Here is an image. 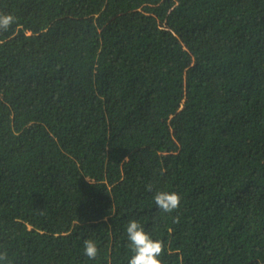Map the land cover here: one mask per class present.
<instances>
[{
    "label": "trees",
    "instance_id": "16d2710c",
    "mask_svg": "<svg viewBox=\"0 0 264 264\" xmlns=\"http://www.w3.org/2000/svg\"><path fill=\"white\" fill-rule=\"evenodd\" d=\"M0 13L16 18L0 31L8 264H128L131 220L163 242L162 264H264V0H0Z\"/></svg>",
    "mask_w": 264,
    "mask_h": 264
},
{
    "label": "clouds",
    "instance_id": "9594fccd",
    "mask_svg": "<svg viewBox=\"0 0 264 264\" xmlns=\"http://www.w3.org/2000/svg\"><path fill=\"white\" fill-rule=\"evenodd\" d=\"M15 22L16 18L13 15L0 13V31H8ZM147 190L152 191V186L148 185ZM153 199L157 208L167 214L178 211L181 205V198L175 192L157 191ZM126 235L129 241L127 246L133 253L128 264H162L163 242L154 240L137 220L127 223ZM98 254L99 248L96 241L86 239L83 243V255L90 260H95ZM0 262L8 264L6 252H0Z\"/></svg>",
    "mask_w": 264,
    "mask_h": 264
}]
</instances>
